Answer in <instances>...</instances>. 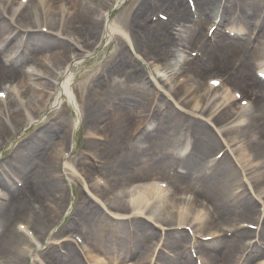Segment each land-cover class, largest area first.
Listing matches in <instances>:
<instances>
[{
	"label": "bare ground",
	"instance_id": "obj_1",
	"mask_svg": "<svg viewBox=\"0 0 264 264\" xmlns=\"http://www.w3.org/2000/svg\"><path fill=\"white\" fill-rule=\"evenodd\" d=\"M54 1H57L55 7L52 6V0H32L33 5L31 6V10H26L27 12H24L23 10H20L21 8L16 6L17 0H0V6L7 5L6 10L3 13L0 12V47H8V51L4 56L5 61H10L11 57L20 47V41L17 43L18 33L15 28V24L18 25L20 22H23L22 24L24 26L21 27L31 29H40L41 27L48 26L52 32L51 36L44 39L43 41L37 40L39 38L37 37V34L28 35L23 52L17 62L23 61V57L25 56H29L31 62H29V64L27 63L26 65H23L20 69H18L19 71H11L9 69L0 67V84H2L0 85V88L3 87V83L5 81H16V84H19V86L22 88L21 93L23 98L26 99L25 101L27 106L40 107L53 97V95L49 93L51 88L49 86H51V84L55 81V78L57 79L59 76L49 71L44 66V61L51 63L54 66V69L60 73L65 71L60 86L57 90V97H55L53 105H55V107L59 106L61 103V96H70L71 94L68 86H70L71 82L74 80L72 68L78 65V63L84 59L85 55H75L73 43L70 42V38L75 39L76 36L73 30L69 28L71 21L68 18L69 13H73L75 21L78 25V30L80 32H83L85 35H93L94 31H96L97 23L93 20L92 16L94 14L97 15L98 10L94 11L90 5L92 2L97 5V0ZM62 1L67 2L66 8L63 11H59L57 10V6L58 4L62 3ZM156 1L162 7H172L170 9L171 11H169L170 17L177 24V26L180 27V30L174 32L172 28L165 23L145 27L143 31L144 39L140 41V44H143L145 49L150 52L151 55H153V59L169 64L173 71L185 70V73L190 74L193 79L202 76H208L206 73L213 72L219 76L218 78L224 80V84L228 85L230 83L250 94L252 111L255 113V117L252 120L247 119L248 124L245 126V128L248 129H242L240 131H236L232 128V126L243 122L240 108L233 107L232 105L223 112H219L221 108L231 102L230 97L217 96L214 92L212 94L209 92H204L202 94H199V92L192 93L189 89H187L186 85L182 86V92L178 96L182 97L181 100L183 101V106L185 107L184 112L188 110L193 116H200L205 119L214 118L219 123V125L224 130H226V135L229 137V140L235 149L236 158L241 161L243 165L248 168V170H250L249 177L253 183L256 186L259 185L260 180L261 183L263 182L262 179H264V174L259 171V165L254 161L256 160V156L264 157V151L257 148L256 144L251 143V140L248 139V137L251 138L254 135V132L264 136V83H259L254 77L251 76L252 69H261L263 65L264 30L255 40V49L251 53L245 52L242 43L238 42V40H235L234 42L222 40L221 44L215 46L213 49L209 48L205 50L204 56L207 62L206 68L200 67L199 64L191 62L187 58H185V60L181 61L180 63H176V61H178L177 47L180 46V43L183 42L184 39L190 41L199 38L201 30L204 28V24L214 20L219 8L218 3L220 0H195L196 10L199 16V20L195 24H192L189 21L187 9L182 0ZM232 1L233 0H225V6L223 9L225 20L231 12L229 4ZM174 2L176 3L175 7L173 4ZM149 7V5H143L141 11L145 12L149 10ZM241 8L242 13L246 17V25L250 27V17H252V15L249 14L247 17L246 12L244 11L245 9L243 7ZM253 10L254 8H251V11ZM104 19L105 24L102 25L103 30H105L106 33V39L108 37L112 39L114 37L112 35L118 37L124 36V34L115 26L114 23H111L110 21L107 22L106 18ZM40 22L42 24L37 25ZM232 25L238 30H241V27L237 26L238 21H236L235 24L232 23ZM160 33L162 37L160 36ZM241 41H243V39ZM126 61L127 57L123 56L121 64L117 65L118 68L115 69L114 67L110 72H107L110 79V86L115 93L124 92L129 97L131 96L138 108L135 112H132L128 108L121 105L120 107H122L123 110H117L116 114L114 115V122L109 127V130H111L113 134L114 147L113 150L109 149L105 151V157L111 162L109 172L124 175L129 169L134 168L132 164L134 163L133 160L136 159V161L140 162L138 166H143V171H147L150 174L168 176L171 182L175 184L174 188L176 190H180L178 186H176L179 184H192L193 186H196L197 189L201 191V193L212 200V203L214 204L218 214H231L241 218L250 217L252 208H254L253 203L251 201L242 202L237 197L234 198L229 195L231 190L233 188H238L239 185L238 175L236 171L230 165H228L230 163L221 165L215 171L206 172L205 169L199 166L200 163L197 164L196 159L190 158L185 162L179 163L184 165L185 169L187 170L188 175L186 177H178L174 174L170 176V168L178 162L174 158H169L163 155L161 151L165 148L169 149L177 147L172 146V144H175L172 142L173 139H169L164 135H160V132L152 134L142 142L148 148V151L153 152L150 158H145L142 156V154L139 155V153L131 154V157L128 160L119 158L118 155L121 148V137L123 135H127L130 138L133 133L136 132L139 126L144 122L145 118L150 117L148 116V109L151 108L150 106L152 105V102L147 100L149 91L148 87L144 86L143 92L141 94V90L139 88V84H141V77L127 74L126 69L129 66L122 65V63ZM237 61H240V66L237 67V75L233 77L229 69L236 67ZM17 62L15 61L14 64ZM66 64L69 65V67H66ZM47 78H50L51 80L50 85V81H48ZM96 83H98V80H96ZM157 87H159V85L155 84V88ZM37 89L40 91L38 92ZM112 90H105L103 87H100L98 90H96V96H94L91 101H96L98 105L101 104L99 101H97L98 95L102 97L105 93V96L111 97L113 96ZM110 93L112 95H110ZM14 97L16 98L17 95ZM95 97L96 100L94 99ZM11 102L13 104L11 107V119L9 120V118L5 115L4 119L0 120V130L4 124L9 125L10 127L15 124L16 128L11 129V135H13L16 133L17 129H19L21 124V116L25 112L21 109L18 101L12 100ZM98 105H95L91 110V121H98L97 117L103 112L98 107ZM169 109L170 108H166V113L162 115V130L174 132L177 136H179L177 124L179 121L186 119L184 118L185 115L177 113L175 114ZM5 110L6 109L3 108L2 111L5 112ZM25 111H27V108ZM170 115L175 116V119H169ZM141 116L144 117V120H141ZM152 119H156L155 115ZM242 133L243 135L244 133H248L245 140H240ZM192 135L197 137V140L194 143V150L197 151L198 158H202L206 153H209L215 147H218L215 139L213 137L210 138L208 133L205 131V127L196 121H193ZM180 137L184 136L181 134ZM43 139L51 145V137L48 132L44 134ZM64 142V139H61V141L58 143L56 142L54 144L55 147H51L54 148V150H48V154H45L44 158H46V161L44 158L40 160L49 162L46 167L41 169L45 174L50 172L51 175L57 174L58 171H56V169L58 170V164L60 163V160L55 148L61 149L65 144ZM37 144L38 145H33L31 147L32 149H30V151L26 154V157L23 159V163L25 165H27L30 161H34L36 157L34 151L35 148L37 146H44L40 141ZM110 148H112V146H110ZM147 162H149V164H147ZM252 167H254L253 171H251ZM37 171L31 175L30 180L27 182L24 180V190H19L16 192L19 193V195L15 198V200L12 197V200L9 202V204L4 206L1 210V216L3 218V224L5 227L2 236L11 241L9 248L15 252V254L10 252V254L14 256L13 259L15 260V263L10 264H20L21 259H24V256L28 252L27 249H30L29 243L25 240V235L23 233H14L9 230V227H11L9 226L10 222L17 221L22 217H28V219L31 221V224L36 226L39 223V218H36L32 205L38 203L41 207H49V203L46 201L47 195L45 186H47V183L41 182V178ZM24 172L26 173L27 169L24 170ZM205 175H209L206 177H210L211 180H208L206 177H204ZM233 178L236 179V182L234 185H229L227 179L231 180ZM0 183L3 182L0 181ZM138 183H140V181H138ZM212 189H218L219 192L215 193ZM234 191L235 190H232V192ZM59 197L60 195L58 194L54 198H51V201L55 200L53 203L59 204ZM125 203L122 201L109 200V204L117 209H119L120 206L124 209L129 207L130 209L126 211V213H130L131 216L140 217L142 214H145L149 219H153L156 223L165 221L159 218V213L162 209H166V197H164L162 192L158 190L142 189ZM195 207L196 205L194 204L189 205L183 202L178 204L171 203L172 209H169L168 211L174 214L175 219H178V223L174 224V226H186L197 216H199L200 212L195 210ZM57 209L58 208L53 205L52 211L56 212ZM188 219H190L189 222H187ZM93 220V217L83 218V230L84 228L85 230L86 228L97 229L98 226L96 224L93 225ZM14 224H18V222H15ZM200 224L201 219L194 226V229L198 230V227L200 228L203 226V224ZM138 227L144 228L141 224H139ZM153 235L154 234L150 230H146L145 241L151 242ZM236 235L237 237L233 238L231 241L217 243L218 245L215 247V249H218V255L215 256H218L219 259H222V263L231 264L229 256L235 250H237L238 253L241 252L243 249V244L245 246V238H249L250 234L243 232L240 234L239 232L236 233ZM154 242L156 243L157 241L154 240ZM217 242H221V240H217ZM109 243L120 252H123L125 249L122 241H111ZM171 244L175 247H180V241L173 242ZM6 249L7 248L5 247H0V259L5 258L4 252ZM125 250H127V248ZM136 252L144 253L145 248L141 245H138ZM189 263L190 262L188 260L177 261V264ZM209 264L213 263L211 262ZM247 264H250V261Z\"/></svg>",
	"mask_w": 264,
	"mask_h": 264
},
{
	"label": "rangeland",
	"instance_id": "obj_2",
	"mask_svg": "<svg viewBox=\"0 0 264 264\" xmlns=\"http://www.w3.org/2000/svg\"><path fill=\"white\" fill-rule=\"evenodd\" d=\"M142 0H130V1H128L118 12H116L115 13V15H114V18H116L117 16H118V18H116V19H119V18H121V16H122V14H124L125 16H126V14L128 13L130 16H131V14L133 13L132 11L133 10H135L137 7H138V3H140ZM96 3H97V5L95 4V3H93L92 2V4L90 5L91 6V8H93V10L95 11V10H97V9H99L100 8V10L102 11V10H104V8H105V5H104V1L103 0H97L96 1ZM100 4V5H99ZM99 5V6H98ZM93 20L96 22V20H98L99 19V15H96V14H94L93 16ZM145 17L147 18V17H149V14L147 13V14H145ZM113 18V19H114ZM124 18V17H123ZM122 18V19H123ZM139 23H140V21H137V20H135V21H133V20H131L129 23H125L124 24V26H123V30L124 31H126V27H129V25H131L132 27H134V28H137L138 26H139ZM144 35V34H143ZM96 36L98 37L99 35L98 34H96ZM95 39H96V37H95ZM140 47H142V46H140ZM145 49V48H144ZM114 51V48L110 45V46H106V47H104L102 50H100V52L99 53H97L96 54V56H95V58L93 59V60H91V61H88V62H86L85 64H83L81 67H79V74H80V76H78V77H83L84 75H86V73L88 72V71H90V69H93L94 67H96V65H99V63H105V67H104V69H106V67H110V66H112V64L113 63H115L116 62V58L115 57H113L112 56V52ZM118 61V60H117ZM98 67V66H97ZM77 73V72H76ZM95 73H96V71H95ZM76 75H78V73L76 74ZM101 76H103V74H101ZM214 76H217V75H215V73H209V75H208V77H214ZM204 77V76H203ZM206 77V76H205ZM87 79V77H85L83 80H81L80 81V83H82L83 81H85ZM84 88H85V86H77V87H74V90H75V93H76V95H77V97L79 98V100L81 101V96H83V94H84V91H86L87 90V88H85V90H84ZM85 95V94H84ZM246 96H247V94H246ZM113 100H115V99H113ZM83 103V102H82ZM11 105H9L8 106V108L10 107ZM108 106V105H107ZM104 108H106L105 106H104ZM66 108H62L61 109V111L60 112H55V113H53V114H51L49 117H48V119H50V120H53L54 122H58L59 121V116H61V115H63V117L65 118V121H64V123H65V126L64 125H62V130H64L65 131V133H66V136H67V134H68V132H69V130H70V127H69V116H68V114L66 113V110H65ZM34 113V112H33ZM108 113V112H107ZM59 118V119H58ZM66 124H67V126H66ZM33 130H35V132L37 131V129L35 128V127H33L32 129H30L24 136H23V140H26L29 136H30V133L33 131ZM63 132V131H62ZM3 134V133H2ZM31 134H33V133H31ZM17 139V138H16ZM20 140V139H19ZM111 141H112V139H111ZM0 142H2V137H1V139H0ZM137 146H138V144H136ZM142 145H140V147H141ZM65 148V147H64ZM106 163V160H104V164ZM141 173V172H140ZM140 173H135V174H133V175H131L130 176V180L131 181H133V180H139V179H141V178H152V180L153 179H160V178H158V177H155V176H152V175H145V176H141V174ZM97 174H98V176L99 175H102V176H106L107 175V173L103 170V171H99V172H97ZM107 177V176H106ZM120 179H121V177H119ZM124 179H125V181H126V178L124 177ZM128 179V178H127ZM124 181V183H127V182H125ZM130 181V182H131ZM36 205H37V209H36V211H37V214L38 215H41V217H43V216H48L49 215V211H46V208L45 207H41L39 204H37V203H35ZM85 208V207H84ZM222 217V218H224L225 220H227V221H231V220H233V219H236L237 218V216H233V215H229V216H222V215H218V217ZM239 218V217H238ZM42 220H44L43 218H41ZM46 220V219H45ZM19 221H21V222H23V221H25V218H22V219H20ZM213 224H214V222H213ZM212 224V225H213ZM99 229H97L96 230V242H98V241H100V242H107L105 239H104V236L105 235H103V234H105V233H102V232H104L105 230L104 229H101L100 227H98ZM74 231H79V232H81L80 230H79V228H74L73 229ZM87 235V234H86ZM138 235H139V233H138ZM90 238V237H89ZM88 238V239H89ZM89 241L90 242H94L91 238L89 239ZM125 242H126V240H125ZM212 246H213V244H210V246H209V248L211 249L212 248ZM184 247V246H183ZM125 248H126V243H125ZM99 250H107V248L105 247V246H103V247H99ZM183 250V248H181L180 250H172L173 252H180V251H182ZM108 251V250H107ZM202 256H203V258L205 259V260H207V262L208 263H213V264H221L222 262H221V260L222 259H219L218 258V256H214V254H211L210 252H208V251H206V250H204L203 252H202ZM236 257H238V256H235V259H236ZM231 259H232V257H231Z\"/></svg>",
	"mask_w": 264,
	"mask_h": 264
},
{
	"label": "snow or ice",
	"instance_id": "obj_3",
	"mask_svg": "<svg viewBox=\"0 0 264 264\" xmlns=\"http://www.w3.org/2000/svg\"><path fill=\"white\" fill-rule=\"evenodd\" d=\"M213 83H216V82H213Z\"/></svg>",
	"mask_w": 264,
	"mask_h": 264
}]
</instances>
